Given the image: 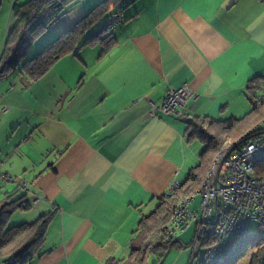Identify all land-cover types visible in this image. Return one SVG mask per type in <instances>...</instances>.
<instances>
[{
    "label": "crops",
    "instance_id": "crops-1",
    "mask_svg": "<svg viewBox=\"0 0 264 264\" xmlns=\"http://www.w3.org/2000/svg\"><path fill=\"white\" fill-rule=\"evenodd\" d=\"M28 1L2 0L1 10L12 20L13 5ZM95 5L74 3L24 60ZM119 19L116 44L104 55L84 47L34 82L19 68L0 78V171L13 177L0 179V201L15 193L30 201L14 213V226L54 212L34 264H124L141 217L199 163L203 146L185 139L186 120L241 118L249 109L244 87L264 76L259 0H150ZM12 25L0 34V56ZM183 85L194 97L180 113L150 116L170 87ZM190 207H198L195 196ZM180 247L177 238L170 251Z\"/></svg>",
    "mask_w": 264,
    "mask_h": 264
},
{
    "label": "trees",
    "instance_id": "trees-1",
    "mask_svg": "<svg viewBox=\"0 0 264 264\" xmlns=\"http://www.w3.org/2000/svg\"><path fill=\"white\" fill-rule=\"evenodd\" d=\"M77 1L29 0L23 4L15 3L12 7L15 24L7 33L0 56V78L19 68L26 81L34 82L58 60L68 55H76L84 47L99 46L100 54H106L116 44L113 34L115 23L106 19L109 15L116 19V16L121 15L137 0H103L33 58L24 60L29 46ZM259 1L264 3V0ZM1 4L2 0L0 7ZM103 24L104 27L97 31ZM243 96L249 109L241 118L213 120L194 116L186 120L185 139L189 143L197 141L203 146L199 154V163L190 170L178 189L162 196L155 210L148 216L141 217L138 224V241L130 247L124 264H146L149 256H154L152 264H158L171 243L162 228L171 215L174 201L178 197L193 194L201 187L217 153L228 145L261 131L258 127L264 121V76L251 79L243 89ZM255 169L257 174L264 176V162L258 163ZM29 209L30 201L25 193H15L0 201V264H34L45 253V237L54 215L53 211L41 215L31 223L8 227L13 213ZM152 237H157L155 243L150 241ZM250 252L252 253L248 264H264V241L260 240L241 245L226 264H237ZM105 264L118 262L110 259Z\"/></svg>",
    "mask_w": 264,
    "mask_h": 264
},
{
    "label": "built area",
    "instance_id": "built-area-1",
    "mask_svg": "<svg viewBox=\"0 0 264 264\" xmlns=\"http://www.w3.org/2000/svg\"><path fill=\"white\" fill-rule=\"evenodd\" d=\"M192 97L194 94L186 85L170 87L162 102L151 106L150 116L180 113ZM231 146L216 154L196 192L174 201L171 215L163 225L162 230L171 242L177 239L178 233L194 228L189 264H226L241 245L264 241V176L255 169L258 163L264 162V134L228 153ZM0 179L8 183L13 177L0 171ZM25 186L23 183L20 187ZM179 186L174 182L167 194ZM196 195L199 202L193 210L190 206ZM37 202L36 198L31 205ZM250 225L256 228L251 230Z\"/></svg>",
    "mask_w": 264,
    "mask_h": 264
},
{
    "label": "rangeland",
    "instance_id": "rangeland-1",
    "mask_svg": "<svg viewBox=\"0 0 264 264\" xmlns=\"http://www.w3.org/2000/svg\"><path fill=\"white\" fill-rule=\"evenodd\" d=\"M103 0H95V4H98L100 2H102ZM148 1L150 0H137L133 5L129 6L126 10H124L120 17H122V22L127 20V18L129 16H132L133 14H135L139 8L143 5V4H147ZM112 15H109L108 18L106 20H111L112 22H114L115 24V28L113 29V34H115V32H117V29L119 26H120V19H119V16L116 17V19H112ZM13 19L10 20V16L8 17V14H6V11L4 9L1 10V7H0V34H2V32L4 30H6V28L9 26H11L13 24ZM12 21V22H11ZM10 22H11V25H10ZM5 26V28H4ZM13 26V25H12ZM7 35V34H6ZM49 43V42H48ZM48 43H45V44H48ZM46 45H43L41 47L44 48ZM38 47V46H37ZM40 49V50H41ZM32 55H29L27 57V60L32 58L31 57ZM198 200L199 198L197 196H195V203H198ZM13 216L15 215L14 213L12 214ZM11 215V216H12ZM15 217L17 216H14V218H12L9 223H8V227H11V226H14V222H15ZM249 228L252 230V229H255L256 226L255 225H250ZM192 235H193V227L185 230L184 232L182 233H178V240L181 244V246L183 247H186V249H184L183 247L181 248H178V249H173L172 251H169L167 257L165 259H167V261H173V260H176L175 262H178V264H181V262L185 259V264L186 262L188 261L189 259V247H190V244H191V241H192ZM151 242L155 243L157 241V237H152ZM249 254L246 255L242 260H240L237 264H248L249 263ZM154 261V258L153 257H149L146 261V264H152Z\"/></svg>",
    "mask_w": 264,
    "mask_h": 264
},
{
    "label": "water",
    "instance_id": "water-1",
    "mask_svg": "<svg viewBox=\"0 0 264 264\" xmlns=\"http://www.w3.org/2000/svg\"><path fill=\"white\" fill-rule=\"evenodd\" d=\"M262 134H264V130H261V131H259V132H256L255 134L251 135L250 137H248V138H246V139H244V140H242V141H238V142H236V143H233L232 146L230 147V149L228 150V153L234 151V150H235L239 145H241L242 143H244V142H246V141H248V140H250V139H252V138H254V137H257V136H259V135H262ZM225 156H226V155H225ZM225 156H224V158H225ZM224 158H223V159H224ZM173 243H174V241H172V242L169 244L167 252L163 255L162 259L160 260V262H159L158 264H163V262H164L165 258L167 257V255H168V253H169V251H170L171 246H172Z\"/></svg>",
    "mask_w": 264,
    "mask_h": 264
}]
</instances>
